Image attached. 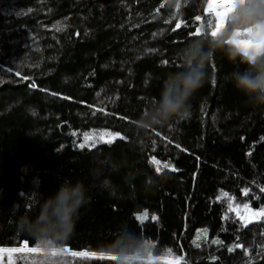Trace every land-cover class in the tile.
<instances>
[{
    "label": "trees",
    "instance_id": "trees-1",
    "mask_svg": "<svg viewBox=\"0 0 264 264\" xmlns=\"http://www.w3.org/2000/svg\"><path fill=\"white\" fill-rule=\"evenodd\" d=\"M208 1L0 0V249L35 246L19 217H35L61 183L83 181L90 202L67 241L47 240L57 248L264 264V225L243 226L225 201L264 208V105L228 78L242 56L206 44L190 115L148 123L166 78L183 70L182 50L215 38ZM236 10L223 44L247 29L229 23ZM104 133L113 135L95 137Z\"/></svg>",
    "mask_w": 264,
    "mask_h": 264
},
{
    "label": "clouds",
    "instance_id": "clouds-1",
    "mask_svg": "<svg viewBox=\"0 0 264 264\" xmlns=\"http://www.w3.org/2000/svg\"><path fill=\"white\" fill-rule=\"evenodd\" d=\"M229 23L232 28H252V34L257 39L264 36V0H246L244 5L237 8ZM230 34L226 30V34L215 38L208 37L205 40L204 34H201L200 37L191 39L192 44L182 50L187 53L181 63L183 70L171 73L164 82L155 115L148 122L150 126L177 117L187 118L190 115V100L204 86L207 79L206 67L209 60L205 45L211 49L212 45L221 44L227 54L232 56L236 53L237 57L239 53L234 46L223 44ZM212 51L214 54L215 50ZM239 58L244 65L243 70L233 71L228 78L247 98L248 103L264 105V54L254 59ZM90 173L95 180H99L102 175L96 174L95 169H91ZM99 186H103V181ZM88 191L89 188L83 181H65L43 200L35 217L21 215L18 226L32 235L42 247L46 246L45 242L50 238L67 241L75 230L80 209L90 202ZM44 261H47V264H55L52 258H45ZM44 261L41 264H44Z\"/></svg>",
    "mask_w": 264,
    "mask_h": 264
},
{
    "label": "rangeland",
    "instance_id": "rangeland-1",
    "mask_svg": "<svg viewBox=\"0 0 264 264\" xmlns=\"http://www.w3.org/2000/svg\"><path fill=\"white\" fill-rule=\"evenodd\" d=\"M244 0H209L206 4V13L212 15L216 21L213 37H218L222 34L223 28L227 18L234 12L236 8L243 4ZM227 6L230 9L227 11ZM227 11L225 22L221 23L219 17L224 16ZM259 27V26H257ZM252 28L235 31L227 41V44L231 47H235L238 53L242 57L254 59L256 56L264 53V36H260L259 39L253 36ZM247 53V54H246ZM95 137L105 138L109 140V136L99 134ZM227 201L232 216L237 219L243 226L260 224L264 225V214L254 215V213H260L261 210H252L250 207L245 209L243 206L245 202L236 203L233 200ZM239 206V207H237ZM46 246L42 247L40 244H36L32 248L21 246L19 251H4L0 253V264H41L45 258H52L55 264H90L91 261L99 259H109V256L116 257L118 259L112 260L118 263H134V264H183L181 260H178L170 251L164 252L159 257L152 258L148 253V245H146L141 252H138L132 257L113 256L104 252H91V253H73L63 248H57L49 242H45ZM32 249V250H31ZM6 250V249H5ZM104 257V258H100ZM47 264V261H44Z\"/></svg>",
    "mask_w": 264,
    "mask_h": 264
},
{
    "label": "snow or ice",
    "instance_id": "snow-or-ice-1",
    "mask_svg": "<svg viewBox=\"0 0 264 264\" xmlns=\"http://www.w3.org/2000/svg\"><path fill=\"white\" fill-rule=\"evenodd\" d=\"M229 10H230V9H229L228 6H227V11H229ZM227 11H226V13H225L224 16L219 17L221 23L225 22V17H226ZM179 26H180V25L177 24V27H179ZM197 31H198V30H197ZM213 35H215V33H213ZM246 54H247V53H246ZM33 87H35L34 84H33ZM104 135H105V136H112L113 134H112V133H104ZM87 139H88V137H87V135H86V136H85V141H87ZM262 139H264V138H262ZM93 146H94V145H93ZM80 147H81V148L85 147V144H81ZM153 163H156V161L153 160ZM163 167H164V168H168L169 165H168V164H165ZM171 170H172V171H176L175 168H172ZM261 191L264 192V188H261ZM243 192H244V195H247V194H248V189L243 190ZM229 207L231 208V205H229ZM237 207H239V206H237ZM243 207H244L245 209H248V208H249V205H248V204H245ZM261 214H264V208L261 209L260 213H254V215H261ZM147 215H148L147 212H145V213H143L142 215H139V216L137 217V219L140 220V221H143V220L147 217ZM153 219H156V217H153ZM213 243H219V241H213ZM237 246H239V245H237ZM31 250H32V249H31ZM4 251H8V250L0 249V253H2V252H4ZM11 251H19V249H12ZM229 251H231V249H229ZM100 258H104V257H100ZM108 258H109V259H112V260L118 259V258H116V257H112V256H109Z\"/></svg>",
    "mask_w": 264,
    "mask_h": 264
}]
</instances>
